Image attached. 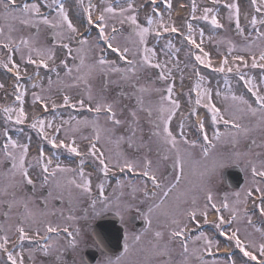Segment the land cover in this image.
I'll return each mask as SVG.
<instances>
[{
  "label": "snow or ice",
  "instance_id": "6c2138e0",
  "mask_svg": "<svg viewBox=\"0 0 264 264\" xmlns=\"http://www.w3.org/2000/svg\"><path fill=\"white\" fill-rule=\"evenodd\" d=\"M67 2L68 0H50V2L44 0L45 6L49 8V13L44 14L41 12V5L36 2L27 3L21 0V3L17 4L16 0H0V18L9 22L6 39H0V47L7 51L6 57L0 59V65L8 72L14 73L17 81L14 84V101L19 103L18 109L12 106L0 105L7 121L13 120V114H15L16 125H23L28 120V113L24 108V98L27 90L23 84L19 83L21 66L13 59V53L19 52L21 60H24V49H27V63L36 66L37 69L41 66L45 69L49 68V62L54 63L56 58L53 48L37 47L31 37L22 36L17 41L12 35L16 30L12 27V21H19L20 24L25 26L35 25L37 29H39L40 24H43L51 29L52 34L56 37V43L67 50V56L79 62L70 66L68 59L65 58L60 61L59 65L53 67L51 70L56 72L58 79L54 82L49 78V89H51L53 83L62 82L59 79L60 73L57 70L62 66L65 69V75L72 78L73 81L72 84L65 86L75 87L83 83L88 88V110L96 114V118L92 121L87 118L77 120L75 127L72 126L71 119L69 121L62 120L57 125L53 122L55 118L49 121L40 115L32 117L30 128L35 129L53 149H66L68 153L80 158L78 166L70 168L60 162L54 163L53 157L47 155L43 147L38 146V155L32 157V159L41 170V186L48 185L50 187L48 197L63 200L65 198L64 194L67 193L68 202L73 207L69 209V215L65 219L73 223L80 219L74 214L80 198L90 201L88 206L83 209L84 219H88L89 214L92 215L93 219L98 218L103 213L115 208L118 209L117 215L120 216L123 222V213L129 209L135 208L137 212H140V208L135 204L125 202L122 199L124 196L123 188L125 187V182L122 180H117L112 195H105V182L98 183L96 186L98 194L93 196L92 180L84 169L86 158L92 157L95 161H98L99 169L105 180L114 169H118L121 173L129 170L138 172L139 175L147 178L152 185L151 190L147 183L139 187L131 185L132 199H135L136 193L140 192L144 198L140 203L148 205L147 211L143 213L147 227L140 234L125 235L124 254L130 251L129 240L132 241L133 245L139 244L151 232L152 238L147 241V246L143 251L148 253L150 257L155 258L158 264H192L193 259L198 261V264H209L205 260V256L216 255L220 249V241L215 237H209L203 231L193 235V230L189 228V225L193 223L198 227L200 225L198 217H202L205 223H214L219 234L225 237L233 248V251L223 253L224 256L228 257L227 260H213L211 264H237V261L232 259L235 250H239L242 254L241 264H249L250 261H258V264H264V227H258L257 223L253 221V216L258 215L260 223L264 225V151L253 153L249 149L248 151L217 152L218 144H230L233 149H239L241 139L248 138L250 133L255 130L264 132V91H261V89H264V31L261 30L264 28V0H250L255 13L250 18L247 13L241 12V5L238 0H230V2L229 0H212L213 5H220L223 2V6L228 10V21H234L236 31L244 41L242 46H238L234 41L227 38L219 41L218 43L227 44L226 51L228 55H225L219 66L215 68L210 53L205 51L203 47L205 43L204 29H194L192 21H210L214 29H223L224 24L218 18V7H203L199 9L201 15L197 16L199 6L196 0H191V20L186 21L185 32H181L180 28L176 27L175 22L171 19V0H163V3L169 9L167 21H165L163 13H160L157 18V13H159V9L156 7L157 0H148V3L153 7L152 14L145 17L146 26L139 22V12L143 10L144 5L137 4L136 0H119L118 3H114L113 0H99L98 3L88 0L87 4H85V0H77L78 12L85 16L88 25H95L98 29V41H103L106 44V49H100L101 53H105L106 50L118 53V58L127 65V67H120L115 61L106 59L104 54L99 55L93 64L85 63L86 46L95 50L98 43L90 45L88 36L80 33L78 27L70 18V10L66 7ZM94 15L95 20L93 19ZM242 16L246 20L247 26L253 29V33L245 34V28L241 26ZM124 25L131 28L129 35L124 37L131 46L127 44L122 46L118 41V37L123 33ZM4 33L5 25H0V37H3ZM152 33H155L157 41L162 38L164 33L179 34L190 46V51L186 55L194 57V61L198 62V64L193 63L192 65L196 77L194 85L195 100L192 101V90L190 89L187 97L189 103L188 116L181 112L180 94L174 91L175 81L172 78V68L180 69L179 53L181 49L176 48L172 41L168 40L161 50L165 60L160 61L155 47L148 46V36ZM197 34L199 43L197 42ZM208 39L211 40L212 37L209 36ZM65 40H75L79 45L75 50L76 56H73V49L70 43L64 42ZM33 53L39 59H34ZM245 54L250 55V63ZM229 57H231V62ZM199 65L213 69L217 73L225 74V88H230L228 74L235 73L238 80L243 82L248 92L254 97V104L245 99L243 95L238 96L233 93L230 97L232 103L229 108L222 111L213 102V88L204 86L205 77L201 75ZM184 67L186 68L187 65ZM257 68L261 70L259 83L256 77L247 75L243 71V69ZM97 69L119 74L121 80L128 82L135 89L132 95L141 108L144 106L143 96L145 94L160 93L155 104L149 102L146 108L149 117L147 123L151 126V136L148 143L144 142L143 128L140 126L136 111L130 112L132 120L126 128L125 135L116 136L115 127L105 128L100 125L99 115L101 113L106 114L108 120L114 126H124L125 121L117 118L114 103L105 102L102 99L95 100L93 97L88 80ZM145 69H159L157 80L168 82L167 87L164 89L154 88L150 83L151 76L144 84L139 83L138 73H142ZM36 75H39V73L37 72ZM3 87L4 85L0 83V88ZM35 87H38V85L33 84V88ZM215 95L222 96L224 100L229 99L227 95L221 92L219 87L215 89ZM32 97L33 104L39 102L45 111L48 110L49 104L44 96L33 92ZM63 105L70 106L73 109L77 106L84 108L85 100L80 99L76 103H72L71 97L64 95ZM201 105L210 113V124L219 125L223 123L229 130L221 132L216 128L210 137L206 131L204 119L197 115V109ZM51 107L56 109L60 105L53 101ZM177 116H179L177 132L174 134L170 126ZM191 116H197L196 129L200 135L196 139H189L186 135L187 120ZM249 117L255 118V124L249 126L242 123L245 118ZM81 125L90 126L94 133L91 137H83L88 141L86 151L81 150L77 143L76 132L79 131ZM47 129H52V134H49ZM62 131L64 138L59 139L58 136ZM0 135L5 138L2 148H0V152H2L0 164L4 161H10L11 163V167L5 174L9 182L0 187V206L6 205L8 208V211L3 213L5 218H10L9 214L13 208L20 207L23 209L18 216L21 223L15 226L18 239L13 245L14 248L16 245L21 247L19 252L10 251L7 247L10 243V237L7 233L12 226L6 228L3 223H0V230L5 232V235L0 236V252L4 253L6 257L5 260L0 261V264H9V262L10 264H24L22 246L26 240L48 241V243L43 244L42 250L45 255L51 254L57 248V245L52 242V238L47 235L48 233L59 234L63 231L70 238L68 246L75 250L80 242L81 229L79 227H74L70 231L69 227L61 229L59 226H53L51 223L46 222V234L43 237L40 236L39 228L36 229L34 236H30L29 232L26 231L23 222L36 223V214L29 207L30 198L18 197L17 190L24 184L35 187V181L29 172L30 168H33V164L28 162L30 138H28L29 143H21L9 134L8 127L0 130ZM137 140H139V144ZM102 141L113 145V148L107 149V155L104 144L101 143ZM153 141L157 153H164V159H168L170 155L173 169H178L171 177L160 175L159 165L157 164L154 168L151 159L145 157L143 162L129 159L121 149V145L126 143L129 147H146L151 152ZM252 144L256 145L254 139ZM256 146L264 149V141ZM196 149L200 150L203 159L211 158V167L200 173L201 180L198 184L179 192L174 197V202L169 210L163 213L167 218L166 222L154 229L153 213L161 209L165 201L174 192H177L181 182L185 179V164L187 161L192 160ZM231 166H242V170L246 174L245 183L238 190L231 193L225 192L218 198L213 180L222 169ZM69 173L73 174L71 178L67 180L60 178L63 174ZM54 190H58V194L55 196H53ZM73 190H76L79 195L74 196ZM156 190H159V197ZM3 197L9 198L3 199ZM157 198L159 199L158 203L155 202ZM201 201L203 202L201 203ZM48 202L46 198L44 203L48 204ZM209 209L218 213L216 221H209ZM225 211L227 212V218L224 214ZM40 215L43 216L46 213H40ZM63 215L64 213L61 211V216ZM29 227H31V224H29ZM249 228L252 229L251 232ZM253 233H258L259 239H256ZM177 242L178 251L176 247H173ZM174 253L179 256V259L173 258ZM29 255H32L31 250H29ZM57 260L58 264H66L60 255L57 256ZM119 260L120 258L117 257L115 264H119ZM107 264H114V262L108 260Z\"/></svg>",
  "mask_w": 264,
  "mask_h": 264
},
{
  "label": "rangeland",
  "instance_id": "374dc122",
  "mask_svg": "<svg viewBox=\"0 0 264 264\" xmlns=\"http://www.w3.org/2000/svg\"><path fill=\"white\" fill-rule=\"evenodd\" d=\"M238 2L240 3V5H241V12L242 13H247L248 15H249V17L252 15V13H254V9L252 8V6H251V4H250V0L248 1V2H246V5H248V7H245L246 5H244L243 6V3H244V0H238ZM247 8H249V9H247ZM224 13H225V17H227L228 16V11H224ZM255 14V13H254ZM242 19V18H241ZM2 20H4V19H2V18H0V22L2 21ZM243 23L247 26V22H246V20L243 18ZM8 26V25H7ZM7 26H6V28H7ZM243 27V26H242ZM225 28H227V23L225 24ZM262 31H264V28H262L261 29ZM228 36H230L229 34H228V29H227V31L225 32ZM7 34H8V32H5L4 33V36L3 37H1L0 39H6V37H7ZM245 34H250V33H246L245 32ZM227 35H226V37H227ZM38 45V43H36V46ZM39 47H41V48H51L48 44H46V43H42V42H39ZM225 50H226V48H225ZM26 76V75H25ZM65 80H68L67 78L65 79ZM101 81V80H100ZM100 81H98V80H96L95 78H93L92 80H91V82H90V86L91 87H96L97 89H98V87H100V84H98ZM61 86V85H60ZM60 86H56V85H52V87H51V89H49V91H52V90H56L57 88H59ZM46 90L47 89H45V93H44V97H49V96H51L48 92H46ZM102 97L103 96H101V99H102ZM103 100H105V99H103ZM105 102H112V103H114V111H116V113H117V116H127V114H126V112H125V108H126V106H122L121 104H119L118 103V101L116 100V99H114L113 101L112 100H105ZM129 109H130V112L131 111H136L137 112V116L139 117V123H140V126L142 127L143 125H145V120L144 119H147V117H145L144 115H141V113H139V110H134L133 109V106H131V105H129V106H127ZM224 106H222V111H224V108H223ZM128 109V110H129ZM230 111H231V109H229ZM127 111V110H126ZM130 114V113H129ZM144 116V117H143ZM105 117H107V116H105ZM105 117H102V119H104ZM179 117V116H178ZM177 118V117H176ZM255 118H251V117H249V118H245L243 121H242V123H244V124H246V125H249V126H251V125H253V124H255V120H254ZM104 121V120H103ZM173 121H176V119L174 118V120ZM101 121H99V123H100ZM189 122V123H188ZM104 123H105V121H104ZM147 123V122H146ZM192 123V119H190V121H188L187 120V125L188 126H190V124ZM254 133L256 134V135H258V137H257V139H254L255 141H257L259 138H260V141L259 142H262V141H264V132H262V131H260V130H255V131H253V133L252 134H250L249 135V137L248 138H246V139H241V141H240V146H239V149H237V150H239V151H248L246 148H245V144H246V141L248 140V139H250L251 137L253 138L255 135H254ZM103 143H105V142H103ZM258 144V143H257ZM227 145H229V144H227ZM105 146H106V148L107 149H109V148H113V145H111V144H106L105 143ZM105 148V150H106V155L108 154L107 153V149ZM121 149H122V147H121ZM122 151H123V149H122ZM253 153L254 152H257V151H259V152H262V151H264V149H262V148H260V147H258V146H254V148H252V150H251ZM131 152H132V150H131ZM134 153V154H133ZM133 153L132 154H130V156L128 157L129 159H134V160H138V161H140V162H143V158H145V157H149L150 159H152V161H153V163H155L156 161H155V159H156V157H154V155L155 154H157V152L152 156L151 155V153L148 151V149L147 148H143V149H140V150H138L137 152H135V151H133ZM137 153V154H136ZM160 173V172H159ZM99 175V177H100V180L98 181V183H100V182H105V184L107 185L108 184V182H110V183H112V181L111 180H109V178L107 177V179L105 180V177L103 176V173H100V174H98ZM250 178V177H249ZM62 180H67V177H65L64 179H62ZM130 181V180H129ZM125 182V181H124ZM139 182V181H138ZM137 181L135 182L136 184V186H141V185H139V183H138ZM113 184V186H114V188H115V186H116V183H112ZM125 188V187H124ZM226 192H228V193H231V191H226ZM73 195L74 196H78L79 194H78V192L76 191V190H73ZM171 197H169L168 198V200H167V202L166 203H170L171 204V202H173L174 201V197L173 198H171ZM211 211H213V210H211V209H209V212H211ZM225 217H227V212L225 211ZM259 216L258 215H254L253 216V221L254 222H256L257 223V226L258 227H264V225H262L260 222H258L257 221V218H258ZM230 230V229H229ZM249 231L251 232L252 231V229L251 228H249ZM205 233H207L208 234V232H205ZM196 234H198V232L197 233H194L193 235H196ZM253 236L256 238V239H259V234L258 233H253ZM178 244V243H177ZM143 246V245H142ZM144 247V246H143ZM178 251V250H177ZM129 253V252H128ZM127 253V254H128ZM127 254H126V256L124 257L125 259L123 260V262L124 263H128V264H139V262L140 261H143V264H146V263H148V262H150L151 264H158V262H157V260L155 259V258H152V257H148V259H143L142 257L140 258V259H138V261L137 260H132V258H133V255H129V256H127ZM148 253H145L144 255H147ZM149 255V254H148ZM178 259H179V256H178ZM195 260V259H194ZM205 260H207L208 262H209V264H211V262L213 261V260H221V261H223V259L222 258H220L219 256L217 257V256H205ZM196 261V260H195ZM123 262H120V264H124ZM196 264H198V262L196 263Z\"/></svg>",
  "mask_w": 264,
  "mask_h": 264
},
{
  "label": "bare ground",
  "instance_id": "6f19581e",
  "mask_svg": "<svg viewBox=\"0 0 264 264\" xmlns=\"http://www.w3.org/2000/svg\"><path fill=\"white\" fill-rule=\"evenodd\" d=\"M230 247H228V245L225 247V250H228Z\"/></svg>",
  "mask_w": 264,
  "mask_h": 264
}]
</instances>
